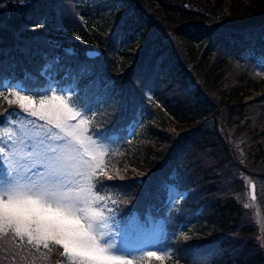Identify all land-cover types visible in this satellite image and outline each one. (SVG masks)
<instances>
[{"label": "trees", "instance_id": "trees-1", "mask_svg": "<svg viewBox=\"0 0 264 264\" xmlns=\"http://www.w3.org/2000/svg\"><path fill=\"white\" fill-rule=\"evenodd\" d=\"M52 83L100 107L90 131L116 150L99 194L124 223H160L166 264H264L244 206L248 179L264 204V0H0V125L15 84ZM62 261L0 235V264Z\"/></svg>", "mask_w": 264, "mask_h": 264}, {"label": "snow or ice", "instance_id": "snow-or-ice-1", "mask_svg": "<svg viewBox=\"0 0 264 264\" xmlns=\"http://www.w3.org/2000/svg\"><path fill=\"white\" fill-rule=\"evenodd\" d=\"M48 91L37 93L44 97L38 103L19 91L9 101L43 124L19 122L12 131L9 122L0 125V235L11 231L37 249L51 242L67 264H165L170 255L150 250L144 240L124 233L117 242L111 210L101 203L103 185L94 179L104 171L107 151L88 134L77 101ZM75 117L81 119L73 124Z\"/></svg>", "mask_w": 264, "mask_h": 264}, {"label": "rangeland", "instance_id": "rangeland-1", "mask_svg": "<svg viewBox=\"0 0 264 264\" xmlns=\"http://www.w3.org/2000/svg\"><path fill=\"white\" fill-rule=\"evenodd\" d=\"M100 55L101 53L99 52V56L97 58H99ZM13 87L16 89V90H13L14 92L19 91L20 89L18 84H15ZM51 87L53 91L48 92L47 93L48 96H51L53 94L63 95L66 98H70L71 100L77 101L79 106L76 108V110L80 111L83 114V118L89 121L88 134L91 135L93 139H96L102 142L104 145V149L107 151V155L104 157L105 161H107L109 158H113L114 151L116 150L115 138L112 136H108V135H104L100 133H94L90 131L91 126H92V121L98 115L100 107L98 106L92 107L89 104L83 105V103L80 102L78 98H76L75 96V94H77L76 90L73 92L72 89H69L66 86L64 88H60L58 85L54 83H52ZM32 97L37 101V103L39 102L40 99L44 98L43 96H40V95H36ZM7 100L8 101L14 100V96H12L11 98H7ZM10 105H12L13 107L16 106L18 110H12V111H9V109L6 110L7 111L6 121L9 122L8 128L6 129L7 131H12L13 127H15L19 122L27 123L29 120H31V121H37V123H40V124L44 123L43 121H38L37 118L35 117L29 116L28 113L23 112L22 109L19 107L18 103L13 102V103H10ZM80 119L81 117H75L71 121V123L76 124L78 123ZM0 146H3V143H0ZM251 182H254V181L252 179L247 180L248 187H250ZM255 194H256V199L250 200L251 193L248 188V191H247V198H248V205H249L248 208L251 209L250 210L251 212H253L254 219H256L258 226L263 232V239L261 238L260 240L264 242V204L261 203L260 200H258L259 195L257 192V188H256ZM168 197H169L170 204L172 206H176V205H179L180 202L184 199L185 194L180 193L174 190L173 188H170L168 192ZM101 203L105 205L107 210H111L110 215L112 218L109 220V224L111 225V231L114 234H116L117 242H119L121 234L127 233L135 239L144 240L146 242L145 246L149 248L150 250H165L166 254H169L170 259H171L172 251L164 244V235H163L162 226L160 225V223H153L152 225H149L146 227L140 226L139 223L138 224L137 223H130V224L124 223L123 220H120L118 218L119 213L113 212V208L111 205L107 204L105 201H102ZM62 253H63V249H62ZM63 261L60 264H67V261L65 260L64 257H63ZM166 262L168 263V260L165 261V264ZM150 264H160V262L153 259L150 261Z\"/></svg>", "mask_w": 264, "mask_h": 264}, {"label": "water", "instance_id": "water-1", "mask_svg": "<svg viewBox=\"0 0 264 264\" xmlns=\"http://www.w3.org/2000/svg\"><path fill=\"white\" fill-rule=\"evenodd\" d=\"M99 56V52L98 51H96V50H90V51H88L87 52V57L89 58V59H95V58H97ZM250 193H251V200H253L252 199V197H253V195L255 196V198H256V187H255V184L252 182V183H250ZM255 200V199H254Z\"/></svg>", "mask_w": 264, "mask_h": 264}]
</instances>
